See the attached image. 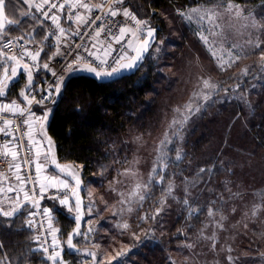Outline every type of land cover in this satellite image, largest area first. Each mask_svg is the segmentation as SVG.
I'll return each instance as SVG.
<instances>
[{"label":"trees","instance_id":"obj_1","mask_svg":"<svg viewBox=\"0 0 264 264\" xmlns=\"http://www.w3.org/2000/svg\"><path fill=\"white\" fill-rule=\"evenodd\" d=\"M260 1L264 5V0ZM227 2L241 3L243 0H121L118 3L112 0L110 7L113 10L127 9L136 19L146 20L149 27H158L156 41H162L165 51L160 56H154L152 46L143 53L136 67L110 79L85 72L65 77L53 104L38 109L41 112L51 108L44 137L48 145L49 139L51 141L55 162L72 164L79 169L83 183L102 193L117 174L121 158L129 154L132 137L157 131L163 111L190 90L192 68L199 64L198 61L206 65V60H210L182 23L179 14L196 4ZM6 6L7 17L16 24L7 27V35L3 39L22 37L41 45L43 50L38 64H42L55 51L52 39L24 2L6 0ZM67 9L66 6L61 11L64 17L67 16ZM61 24L66 25L65 18H62ZM215 75L227 78L223 73ZM259 79L261 77L255 75L245 80L243 86L252 80V86L257 83L259 93L251 103L250 113L244 114L246 121L237 124V130L231 133L230 121L236 113L233 105L228 107L227 103L217 117H203L196 122L183 144L184 153L180 160H175L176 151L169 146L166 165L150 181L146 199L137 213L156 208L169 182L189 185L194 181L197 183L196 193L189 198L186 206L169 216L161 244L154 241L146 253H143V248L147 249L145 246L135 251L138 257L135 264H171L167 252L176 250L184 242L199 245L203 234L207 233V223L212 218L223 216L221 214L226 212L230 193L236 191L237 194L241 190L242 185L237 187L239 180L242 179L243 185L248 187L260 188L263 185L264 78ZM22 80L23 76L13 82L6 96L0 97V102L24 104L19 96ZM35 81L34 76V87ZM233 122L237 123L236 119ZM201 169L204 171L201 172ZM258 169L259 173L256 172ZM44 204L51 210L59 238L66 239L74 226L69 212L55 200H47ZM32 211L33 206L25 202L12 217L0 214V261L3 264H49L28 223ZM210 211L214 214L209 215ZM135 222L133 218L131 224L134 226ZM249 236L246 243L252 248L255 245L264 247L261 242L264 227L261 224L253 223ZM248 250L259 253L258 250ZM62 256L67 262L72 258L69 263L77 264L74 256L78 258L80 255L64 250Z\"/></svg>","mask_w":264,"mask_h":264},{"label":"rangeland","instance_id":"obj_2","mask_svg":"<svg viewBox=\"0 0 264 264\" xmlns=\"http://www.w3.org/2000/svg\"><path fill=\"white\" fill-rule=\"evenodd\" d=\"M19 1L24 2L27 8L33 10L34 15L39 19L40 25L45 30L47 36L55 38L59 34V29L55 28L51 22V17L54 15L51 12L47 13V17L44 15V10L50 5L51 0H47V2L45 0ZM229 3L232 2L213 3L211 5L196 4L190 6L185 11H181L189 12L193 8H211L220 14L217 20L220 27L215 29L220 35H212L210 33L209 30L213 26L207 20L201 22L198 19H194L192 22H188L179 14L182 23L196 39L210 60H206V65L198 61L199 64H196L195 68H192L189 75V79H191L190 90H188L185 96L174 100L163 111L157 131L154 133L149 132L145 136L136 135L132 137L133 145L129 154L127 153L121 158V166L118 168L117 174L105 186L102 193L96 191L90 184L83 183L80 179L81 190L79 192V199L82 201V204L79 213L75 211L77 197L74 195L75 180L72 177L73 172L79 175V169H76L72 164L54 163L53 148H51V151H48L44 173L51 176L54 181L62 179L71 185L67 189L59 184L54 186L55 189L59 188L60 190L64 189L67 191L69 203L73 206V211L70 212L67 206L61 205L69 212V217L74 220V226L69 234L73 233L77 228L75 217L77 215L81 216L79 222V232L81 234L74 237V247L72 248L68 246L69 234L64 240L59 238L52 215L51 218L45 216L43 219L45 238H47L45 245L43 242H40L32 223L31 229L33 234L49 264H54L52 260L48 259L53 250L59 253L55 264H60L61 260L63 264H76L75 262L69 263L72 258L69 262L63 258L64 250L68 253L74 252L79 254L78 258L74 256L79 264H94L92 256L85 255V252L95 253L99 264H117V260L119 264H135L138 261L135 251L145 246L147 249L143 248V253H146L154 241L161 244V238L165 234L169 216L175 211H180V209L189 203V198L195 195L196 182H189V185H178V182H169L166 193L156 208L148 212L141 211L137 213V210L143 204V201L139 199V195L145 196L147 194L148 190L144 186H148L157 171L163 169L164 165H166L169 157V146L175 149V160H177V153L179 152L181 156L183 155V144L187 141V136L192 131V128L195 127L196 122L203 117L207 119L217 117L227 107V103H229L228 107H232L230 105H233L236 113L230 121L232 133L235 129L239 128L238 125L246 121L244 114L250 113L251 103L253 104L255 96L259 93L258 84L256 83L252 86L253 80L247 86L243 85L245 80L255 75H258L259 78L261 77L258 81L264 78V59H262L264 57V43H261L258 48L255 47L258 41H264V28L251 27L250 20H245L243 17L254 18L259 24H264V5L260 0H243L241 3L234 2L232 3L233 5H238L243 10V15L237 18L233 14L226 12ZM6 9L7 6H5L4 10L3 23L7 28L10 27L8 24L10 19L7 17ZM58 17V22L62 18H65L61 12ZM200 33L208 37V40L211 42L210 45L204 43L200 38ZM6 35L0 36V43ZM142 36L146 37L144 34ZM132 41L133 49L142 47V41L134 39ZM154 44L152 52L154 56H160L165 51V46H163L161 40L155 41ZM209 46L214 48L216 56L222 57L224 61L230 59L229 52H231V60L234 62L230 64L225 63L222 69L219 66V60L214 58L212 52L208 50ZM126 53L128 56H136L138 52L135 50L129 51L127 47ZM4 59V57H0V62H3ZM127 62L130 61H124L123 63ZM33 63L30 62L28 64L31 65ZM17 67L19 74L11 84L23 76L21 83L22 91L27 83V73L24 72L21 66ZM76 67L77 70L73 71L72 75L79 74V72L92 74L86 70H82L84 69V64L77 65ZM8 70L10 73L11 69L9 68ZM126 70L120 71L118 75ZM245 71L247 72L246 75L244 74ZM215 73L226 74L227 78H218ZM3 74L4 69L0 67V77H3ZM68 75L70 74L68 73ZM110 78L102 77L101 79ZM205 80H208L215 87L205 88L203 83ZM261 84L263 83L261 82ZM57 95L55 90L46 105L53 104ZM8 103L12 102L3 100L0 102V106ZM186 106H190L192 111L188 112ZM46 109H43L42 114L47 111ZM48 109L50 111L48 115L49 119L51 108ZM234 119H236L237 123L233 122ZM173 121H177L178 123L173 124ZM180 121H183V123L180 124ZM153 169L156 171L154 172ZM256 172L259 173V169ZM9 180L10 178L6 182L0 180V211H12L14 208H17L18 202H15L16 204L12 203L14 200H17L18 195L15 190V193L14 191H9L8 187L15 189L18 183L14 180L12 182ZM137 185H140L138 190ZM241 185L242 188L237 194L236 191L230 193L226 212L221 214L223 216L212 218L207 223L205 228L207 233L203 234V240L199 245L196 242H184L176 250L167 252L166 255H168L171 264H264V247L255 245L252 248L251 244L246 243V239L250 237L249 230L253 223L257 222V225L261 224L264 227V182L260 188L257 186L248 187L243 185L241 179L238 181L237 187ZM170 186L171 193L169 194ZM185 200L187 204L184 203ZM161 201H163V204H161ZM45 202L47 200H43L40 203L44 208H48L44 204ZM89 205L92 206L91 212H89ZM129 208H131V211H129ZM161 208L162 210L157 215V209ZM253 211L256 212V215H252ZM32 214L31 212L29 215V221H32ZM152 217L155 218L153 219ZM133 218L136 219L134 226L131 224ZM125 223L128 225L127 229L122 227ZM137 225H140V227H137ZM219 225H222V227ZM212 237H214L215 247H213ZM261 242L264 244V238ZM188 244H192L193 247L188 248ZM96 245H99V247H96ZM43 248H47L48 252L45 253L42 250ZM248 249L258 250L259 253ZM117 253H122L123 255L117 257ZM114 257L117 258L113 259ZM229 257H231V260Z\"/></svg>","mask_w":264,"mask_h":264},{"label":"snow or ice","instance_id":"obj_3","mask_svg":"<svg viewBox=\"0 0 264 264\" xmlns=\"http://www.w3.org/2000/svg\"><path fill=\"white\" fill-rule=\"evenodd\" d=\"M45 2H47V0H45ZM118 2H121V0H113V3H118ZM106 3H107V0H101L100 4L93 6L87 2H78V6L85 8L89 12H91L93 10V7H95L97 10L102 11ZM5 6H6V0H0V36L7 34V28L5 27V24L3 23ZM52 7H56V5L53 4ZM63 7H64V5L61 4L60 8L62 9ZM226 12H228L229 14H233L237 18H240L243 15V10L238 5H233L232 3L228 4ZM118 14H119L118 11L113 10L111 7L109 8V11L107 13H105V15H111L113 17H115ZM44 15L47 17V13H45ZM123 15L126 18H131L140 27H138L135 32H133L129 28L121 27L120 28V35L114 36L113 39L115 40L116 43H120L121 39H123V37L126 34L131 33L134 40L142 41V47H140L138 49H133L132 48L133 41L129 40L127 42L128 43V49H129V51L135 50L139 54L136 56H128L127 53L122 54L114 60V64L112 66H109L108 57L111 56V54H112V50H111L110 46L108 49H104L103 46H101L100 48H96V45H93V48H95V51L88 50L87 48L85 49V51H87L88 55L93 57V60H95L97 62L96 66H93V65L87 63L86 61H84V58L81 55L77 54L75 59L70 61L66 65V68H67V71L69 74H71L73 71H76L77 70L76 66L80 63H84V69H82V70H86L90 73H94L98 78H102V77L110 78L114 75H118L119 72L124 70V69L131 70L137 66V63L142 59L143 53L145 51H147L148 47L150 46L151 40H153L155 38L156 30L154 28L148 27L146 21L137 20L135 16H133L130 12H128L127 9L123 10ZM180 15L183 18H185V20L188 22H192L194 19H198L201 22L207 20L213 26L212 29L209 30L210 33L212 35H220V33H217L215 31L216 28L220 27V25L217 23V20L219 19L220 14L217 13V11H215L214 9H211V8H207V9L193 8V9H190L189 12H181ZM243 18L245 20H250V26L253 28H258V29L264 28V24H259L254 18H249L247 16H244ZM51 19H52L53 23L56 24L58 29H59L60 35L56 37L57 43L59 45L61 43V37H64L65 39L67 38L66 34H65V30L62 27H59L58 17L52 16ZM77 19L82 20V21L84 20V18L80 17V16H78ZM95 19L101 20L102 17L97 16ZM14 23H15V21H12V20L8 21L9 25H12ZM245 26H249V25H245ZM145 28L147 29L146 37L141 35V32ZM102 31H104V29H102V28L98 29L96 32V36H99ZM78 34H79L78 32L74 33V35H78ZM53 35H55V34H53ZM200 38L204 41V43L206 45H210L211 42L208 40L207 36L203 35V33H200ZM21 39H22V37H21ZM44 39L47 40L48 37L45 36ZM261 43H264V41H258L255 44V47H257V48L260 47ZM65 46H67V45H65ZM12 47H13V41H11V40L0 43V57L5 58L3 62H0V67H2L4 69L3 77H0V97L4 96L6 94V90L10 86L11 82L19 74L17 66H21L23 68L24 72L27 73V83H26L24 89L20 92V96L23 98V101L26 102L27 106L21 107V105L18 104L16 101H13L11 104H4V105L0 106V112H8V113H11L12 115H18V116L25 117V119L23 120V123L26 127V131H25L24 137L22 139H28L29 146H28L27 150L31 151L32 148L36 144L41 143L40 141L36 140L34 135H33V130H34V123L33 122H40V127L43 130L45 128V122L47 121L48 115H49L48 112H45L43 114V116H38V115H36V113H34L31 110V105H32L33 101H36V103L42 105L44 103V100L50 98V96H45V97H42L41 99L37 100L36 97L32 94L33 90H34V84H33L34 78H33L32 69L37 67L36 62H38V58H39L40 53L43 49L41 48L38 51L31 52V51H28L26 48H24V50L19 54L8 55L4 51V49L11 50ZM20 47L23 48L22 45ZM77 47H79V46H77ZM208 50L210 52H212L214 58H217L219 60V66L222 69H223L225 63L230 64V63L234 62L231 60V55H232L231 52H229L230 59L228 61H224L222 57L216 56V50L214 48L209 46ZM57 54L63 55L64 53H60L59 48H58ZM68 54L70 55L71 53H68ZM25 56L29 57L34 63L30 65L27 62H25ZM262 59H264V57H262ZM124 60L130 61V62L122 64L121 61H124ZM9 62H14V63H9ZM43 67L45 70H50L48 64H44ZM9 68L11 69L10 73L8 70ZM244 74L246 75L247 72L245 71ZM53 75L55 76L56 73L53 72ZM58 81L59 82L55 86L57 94H59L61 91L63 77H58ZM203 83H204L205 88H209V87L214 88L215 87V85L210 84L208 80H205ZM205 98H207V97H205ZM186 110L188 112L192 111L190 106H186ZM176 123H178V122L173 121V124H176ZM179 123L182 124L183 121H180ZM10 125H11V121L6 120L5 121V127L0 128V132L4 133L5 135H11L13 140H16L17 139L16 135L9 131ZM9 144H12V141H9L8 144L3 145V148L5 150L3 151L2 155L5 157H8L10 155L11 156V162L9 164V167L11 168L14 166L16 169H19L21 167V164L19 162H17V160H18L17 149L18 150H24L23 145L20 143H15V144H12V148L9 149ZM49 144L51 145L50 139H49ZM48 151H51V148ZM37 155H39V153H37ZM181 158L182 157L178 152L176 159L180 160ZM45 159H47V155H45ZM24 163L31 164V163H33V161L25 160ZM54 163H55V161H54ZM36 167H37V171L39 172L40 169L44 167V165L37 162ZM153 171L155 172L156 170L153 169ZM203 171H204V169H201V172H203ZM72 177L75 180L74 195L77 197L76 204H75V211L79 213L81 211V204H82V201L79 199V192L81 190V181H80L79 175L77 173L73 172ZM16 179L21 184L19 191L24 193L25 201L29 200L30 198H35V195H36L35 192L33 191L32 193H29L27 190H25L23 185H26L28 183L34 184V183H36V181H33L31 179H25L22 176H20L19 174L16 175ZM56 184L61 185L65 189L71 187V185L68 182H66L62 179H56L53 182L52 186H55ZM144 187L147 188L148 186L145 185ZM139 188H140V185H137V190ZM8 190L14 191L15 189L10 187ZM46 190H47L46 186L44 184H40V198H43ZM59 190L60 189L57 188V192H59ZM170 193H171V186L169 187V194ZM52 198L53 199L59 198L61 205L67 206L68 210L70 212L73 211V206L69 203L67 195H65L63 198H60L58 196H53ZM139 199L141 201H143L144 199H146V197L141 194V195H139ZM18 200H19V196H17V201ZM121 202L123 203V201H121ZM184 203L187 204V201L185 200ZM161 204H163V201H161ZM20 206L21 205H19V203H17V208H14L12 211H0V214H2L5 217H12V216H14L15 212L18 210V208ZM34 206L39 208V200L38 199L35 201ZM91 207L92 206L89 205V212H91ZM161 210H162V208L157 209L156 214L159 215V212ZM129 211H131V208H129ZM42 214L44 216L51 218V210L48 208H43ZM213 214L214 213L212 211L209 212V215H213ZM32 215H35V213H33ZM252 215H256V212L253 211ZM152 218L154 219L155 217H152ZM221 219H223V217H221ZM75 220L77 222V228H76V230H74L73 233L69 234V237H68L69 248L74 247V245H73L74 237L81 234L79 232V222L81 220V216L77 215L75 217ZM28 223H29V226L32 225V221H29ZM219 226L222 227V225H219ZM122 227L127 229L128 225L125 223ZM85 238H87V237H85ZM211 239H213V247H215L214 237H212ZM0 246H2V245H0ZM96 247H99V245H96ZM187 247L192 248L193 245L188 244ZM42 250L45 253L48 252L47 248H43ZM229 251H231V249H229ZM84 254L92 256L94 264H99V261H98L95 253L85 252ZM58 255H59V253H57L55 250H53L52 254L48 256V259L52 260L55 264L56 257ZM122 255H123L122 253H117V257H120ZM117 257H114L113 259H116ZM229 259L231 260V257H229ZM0 264H3V261H0ZM60 264H63L62 260L60 261ZM117 264H119L118 260H117Z\"/></svg>","mask_w":264,"mask_h":264},{"label":"built area","instance_id":"obj_4","mask_svg":"<svg viewBox=\"0 0 264 264\" xmlns=\"http://www.w3.org/2000/svg\"><path fill=\"white\" fill-rule=\"evenodd\" d=\"M76 1L77 3L87 2L93 6L98 4L94 0H76ZM111 1L112 0H107V3L105 4L102 11L97 10L95 7H93V10L91 12L88 11L85 21L86 23L81 28H78L75 31V33L78 32L79 34L73 35L71 39L63 43L61 46H59V52L64 54L63 55L57 54L56 51L55 54L51 55L48 59L45 60L44 64H48L50 70H45L43 66H37L34 68V74L36 76V85L34 87L32 94L36 97L37 100L45 96H50V98L52 97L54 91L56 90L55 86L59 82L58 77H63V80L65 79L68 73L66 65L70 61L74 60L77 54L81 55L84 58V61H86L87 63L96 66L97 62L93 60V57L88 55L87 51H85L86 48L88 50H91L92 42L96 38L99 41H101V44L103 46H108V47L110 46L112 50L111 56L108 57L109 66H112L114 64V60L117 57L124 54L128 46L127 42L131 40L130 38L131 33L126 34L123 37V39H121L120 43H116L113 37L120 35L121 27L132 29V31L135 32L136 29L140 26H138L131 18H126L123 15V13H119L115 17L111 15H105V13L109 11ZM66 3L67 0H51L50 5L45 8L44 14L51 12L53 15H55V13L61 9L60 5L63 4L65 6ZM53 4H55L56 7H52ZM97 16H101L102 19L96 20L95 18ZM68 17L72 19L75 18L76 10L74 9L69 10ZM100 28L104 29V31H102L99 36H96L97 30ZM8 40L13 41V47L11 50L4 49V51L8 55L19 54L24 50V48H26L28 51L31 52H35L40 49L39 45L25 41L24 39L21 38H6L2 40L1 43L6 42ZM21 45L23 46V48L20 47ZM68 53L71 54L69 55ZM30 61L31 59L25 56V62L29 63ZM82 64L84 63H80L78 65H82ZM53 72L56 73L55 76L53 75ZM49 99L44 100V103L42 105L36 103V101H33L31 105V110L34 113H36V115L41 116V113L38 109L44 106L49 101ZM24 119L25 117L12 115L11 113L8 112H2V114H0V127L1 128L5 127L6 120L11 121L9 131L15 134L17 137L16 140H13L11 135H5L4 133L0 132V180L6 182L11 174V171L15 170V172L20 176H22L23 178L36 181V183L34 184L28 183L26 185H23V187L29 193H32L34 191L36 194L35 198H30L29 200H27V202H30L33 205L32 213H35V215H32V223L34 224V228L37 232V236L39 237L40 242H43L45 245L47 238H45L46 234H45L44 220H43L45 216L42 214V209L44 207L40 204V202L46 199H53L52 198L53 196H58L60 198H63L65 195H67V192L65 190H59V192H57L56 189H47L44 193L43 198H40V184H39L40 171L38 172L36 167L37 161L35 160V149L32 148L31 151L27 150L29 146V141L28 139H22L26 131V127L23 123ZM9 141H12V144L20 143L23 145L24 150L17 149L18 151L17 162L21 164V167L19 169H16L14 166L11 168L9 167V164L11 162L10 155L8 157L2 155L3 151L5 150L3 148V145L8 144ZM12 144H9V149L12 148ZM25 160L33 161V163L31 164L24 163ZM37 199L39 200V208L34 206L35 201ZM54 200L60 202L59 198Z\"/></svg>","mask_w":264,"mask_h":264},{"label":"crops","instance_id":"obj_5","mask_svg":"<svg viewBox=\"0 0 264 264\" xmlns=\"http://www.w3.org/2000/svg\"><path fill=\"white\" fill-rule=\"evenodd\" d=\"M96 3H98V2H96ZM98 4H100V3H98ZM77 5H78V3L75 0H67L66 6L69 7L70 9H75L76 10V17H75V19L72 20V19H69V17L66 16L65 17V23H66V25H62L61 24L62 19L60 20L59 27H62L65 30V34H66V37L67 38L65 39L64 37H61V43L58 45L56 37L59 36L60 33L57 34V36H55L54 41H53V45L55 47L54 53L57 51V49H58L59 46H61L63 43H65L66 41H68L69 39H71V37L74 35L75 31L78 28H81L86 23L85 21H86V17H87L88 11L85 8L79 7ZM117 11H123V10H117ZM118 13H120V12H118ZM121 13H123V12H121ZM78 16L83 17L84 20L82 21V20L77 19ZM54 27L55 28H58L56 24H54ZM93 45H96V48H100L101 46H103L101 44V41H99L97 38L92 42V46H91V50L92 51H95V48H93ZM103 48L104 49H108L109 47L108 46H103ZM124 61H127V60H124ZM79 73H81V72H79ZM70 75H72V73ZM91 75L94 76V73H92ZM8 104H11V103H8ZM18 104H20V103H18ZM2 105H4V104H2ZM20 105H21V107H25V105H22V104H20ZM46 110H47L46 112L50 113L49 109H46ZM42 111H41V115H43L42 114L43 113ZM33 123H34L33 135H34V137H35L36 140H38V141L41 142V143L36 144L33 147L35 149V154H36L35 160L37 162L43 164L44 167H45L46 162H47V159H45V155H47L48 154V150L50 148H53V147H51L50 145H48L47 144L46 137H43V135H44V129L43 130L41 129L40 122H33ZM46 123H45V126H46ZM37 153H39V155H37ZM44 167L40 169V171L42 173L40 174L39 183L40 184H44L46 186V188H55L54 186H52L54 180H52L51 176H48V175H46L44 173ZM16 175H17V173L15 172V170H12L11 171V174H10V177H9L10 178L9 181L12 182L14 180L16 183H18V185L15 187V191H16L17 195L20 197V200L19 201L14 200V202L12 204H16L18 202L19 205H21V204L24 203V200L25 199H24V193L19 191V189L21 187V184H19V181L16 179ZM9 188L10 187H8V189ZM15 191H14V193H15Z\"/></svg>","mask_w":264,"mask_h":264},{"label":"water","instance_id":"obj_6","mask_svg":"<svg viewBox=\"0 0 264 264\" xmlns=\"http://www.w3.org/2000/svg\"><path fill=\"white\" fill-rule=\"evenodd\" d=\"M155 30H156V29H155ZM145 34H147V30H146ZM156 39H157V36H156V32H155V38H154L153 40H151V42H150V46L148 47L147 51H145V53L148 52L149 49L153 46V44L155 43ZM138 54H139V53H138Z\"/></svg>","mask_w":264,"mask_h":264},{"label":"bare ground","instance_id":"obj_7","mask_svg":"<svg viewBox=\"0 0 264 264\" xmlns=\"http://www.w3.org/2000/svg\"><path fill=\"white\" fill-rule=\"evenodd\" d=\"M141 45H142V43H141Z\"/></svg>","mask_w":264,"mask_h":264}]
</instances>
